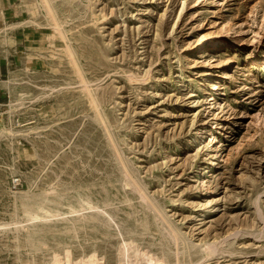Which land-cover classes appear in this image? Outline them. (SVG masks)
<instances>
[{
	"label": "rangeland",
	"instance_id": "374dc122",
	"mask_svg": "<svg viewBox=\"0 0 264 264\" xmlns=\"http://www.w3.org/2000/svg\"><path fill=\"white\" fill-rule=\"evenodd\" d=\"M0 64V264H264V0H0Z\"/></svg>",
	"mask_w": 264,
	"mask_h": 264
},
{
	"label": "bare ground",
	"instance_id": "6f19581e",
	"mask_svg": "<svg viewBox=\"0 0 264 264\" xmlns=\"http://www.w3.org/2000/svg\"><path fill=\"white\" fill-rule=\"evenodd\" d=\"M174 28V26H173ZM173 31V30H172ZM136 243V242H135ZM139 247V245H138ZM135 244L132 242L123 241L120 247V255H121V264H149L148 262L143 261V255L148 256L149 259H153L151 255L142 254L139 251ZM81 264H100L99 261L95 258V256L90 257L87 261L82 262ZM159 264H163L162 261Z\"/></svg>",
	"mask_w": 264,
	"mask_h": 264
},
{
	"label": "crops",
	"instance_id": "0c3cea01",
	"mask_svg": "<svg viewBox=\"0 0 264 264\" xmlns=\"http://www.w3.org/2000/svg\"><path fill=\"white\" fill-rule=\"evenodd\" d=\"M3 64H0V75L2 74V68H3Z\"/></svg>",
	"mask_w": 264,
	"mask_h": 264
}]
</instances>
